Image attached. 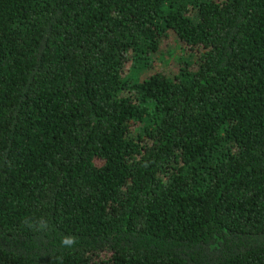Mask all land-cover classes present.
Segmentation results:
<instances>
[{"label":"trees","instance_id":"16d2710c","mask_svg":"<svg viewBox=\"0 0 264 264\" xmlns=\"http://www.w3.org/2000/svg\"><path fill=\"white\" fill-rule=\"evenodd\" d=\"M0 264H264V0H0Z\"/></svg>","mask_w":264,"mask_h":264},{"label":"clouds","instance_id":"9594fccd","mask_svg":"<svg viewBox=\"0 0 264 264\" xmlns=\"http://www.w3.org/2000/svg\"><path fill=\"white\" fill-rule=\"evenodd\" d=\"M24 223L26 226L34 231L45 232L49 229V222L41 217L35 221L28 219ZM77 243V238L72 235H65L61 237L60 244L64 248H72Z\"/></svg>","mask_w":264,"mask_h":264},{"label":"rangeland","instance_id":"374dc122","mask_svg":"<svg viewBox=\"0 0 264 264\" xmlns=\"http://www.w3.org/2000/svg\"><path fill=\"white\" fill-rule=\"evenodd\" d=\"M177 51H179L178 49H176Z\"/></svg>","mask_w":264,"mask_h":264}]
</instances>
